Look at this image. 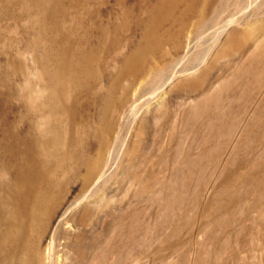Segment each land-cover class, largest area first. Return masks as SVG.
I'll list each match as a JSON object with an SVG mask.
<instances>
[{
  "label": "rangeland",
  "instance_id": "obj_1",
  "mask_svg": "<svg viewBox=\"0 0 264 264\" xmlns=\"http://www.w3.org/2000/svg\"><path fill=\"white\" fill-rule=\"evenodd\" d=\"M58 1L62 13L57 0H0V182L28 176L21 251L0 264H46L50 245L52 264H264V0H185L164 19L147 13L157 0ZM83 24L112 33L78 82L61 71L55 87L94 131L77 121L68 155L47 148L17 178L21 150L3 134L30 132L67 33L96 39ZM237 30L250 34L220 55ZM113 148L108 175L90 188L91 157L101 169Z\"/></svg>",
  "mask_w": 264,
  "mask_h": 264
},
{
  "label": "bare ground",
  "instance_id": "obj_2",
  "mask_svg": "<svg viewBox=\"0 0 264 264\" xmlns=\"http://www.w3.org/2000/svg\"><path fill=\"white\" fill-rule=\"evenodd\" d=\"M184 1L185 0H157L154 4L147 7V13L150 17L157 19L160 13L168 11V14L162 16L164 19L171 15L170 12H172L174 8ZM116 2L122 3V0H116ZM66 3L68 5L71 4L70 0H66ZM63 10V2L57 0L54 11L56 13H62ZM120 12L123 13L124 10H121ZM84 14L87 13L84 11ZM83 27L90 30L92 29L96 33V39L93 40L87 31L79 35L72 32L67 33L65 42L61 46L62 54L61 56L54 58L52 62V69L54 72L51 74L45 85L44 90L47 93V100L42 104H38L35 101L32 106V116L34 121H32L30 124V132L21 135L19 132L20 128L15 127L9 131H5L3 134L2 141L4 140L5 142H9L13 140L15 145L19 146L21 150V158L24 161V164H22L21 167L24 166V169H17V178L20 177V175H22L24 172L35 170L34 166L36 163H39L42 159L47 157V148L57 150V152L61 155H68L69 152L61 147L67 145L68 140L72 141L74 137L79 138L80 125L78 122L81 123L80 128L83 132H85V134H89L94 131L93 127L88 125L86 120L83 119V117H80L79 113H77V103L73 108H71V111L69 112L67 101L58 97L55 87V82L57 79L63 77L61 75V71H64L68 74L70 77L68 78L70 83L78 82L83 76L82 73L90 68L89 64L91 59L94 58L95 52L99 48L105 47V36L108 34V32L112 33L110 28L103 24H83ZM221 30L217 31L216 34H219L216 35L215 38H218L220 34L225 31L223 28H221ZM249 34V32H240L239 30L234 32L232 37L229 36V38L226 40V46L220 50V55H225L224 52L227 49H234L235 47L239 46L244 35ZM201 63L202 61L198 64L200 65ZM198 64L192 68H184L180 72L183 74L186 72H194V69L199 66ZM171 72V75L165 76L166 81L164 83H160V89H156L157 91L154 92H160L164 90L170 83H172L177 75V71L171 70ZM191 78H193L192 80L195 84L199 80L198 76H193ZM174 87L176 88V85H174ZM151 100L152 97L150 101ZM41 108L46 109L45 112H48V115H45L44 112L38 113L37 109L39 110ZM62 108L65 110L66 117H59V115L62 113ZM138 112L139 110H136V105L133 103L129 111V116L135 117L137 116ZM27 120L29 121L28 116L24 115L21 117V122H28ZM65 120L70 123L71 131H68L66 128H64L63 135L60 136L57 131ZM109 132L110 130L107 129L106 133L109 134ZM107 143L108 141H106V144ZM86 147L98 151L93 145H86ZM115 151V148L108 150L107 158L104 159L105 162L101 169L99 163L102 159L101 155L98 154L91 157V167L88 169V176L91 181L93 179V183L90 188L95 187L100 181H102V179L106 177V175H108V171L111 168L110 164L112 157H115ZM93 159H95V161H92ZM27 178L28 176L26 175L21 176L19 184H13L12 187L2 186L0 182V201H4L3 204L0 205V215L3 217L0 219V261L2 262H9L10 257L18 258V255L21 251L23 231L20 228L22 224L18 219V216L23 214V194L25 191V182L27 181ZM82 200L83 199H80L76 202L69 203L62 213L59 223L73 209H75V207L80 205ZM52 247L53 245H50L46 249L44 256V261L46 264L53 263Z\"/></svg>",
  "mask_w": 264,
  "mask_h": 264
},
{
  "label": "crops",
  "instance_id": "obj_3",
  "mask_svg": "<svg viewBox=\"0 0 264 264\" xmlns=\"http://www.w3.org/2000/svg\"><path fill=\"white\" fill-rule=\"evenodd\" d=\"M248 72H249V71H248ZM248 72H247V73H245V74H246V76H243V77H245V78H246V77H249V74H248ZM247 74H248V75H247ZM230 77H231V78H232V77H233V78H236V77H237V75H236V74H235V75H233V74H232Z\"/></svg>",
  "mask_w": 264,
  "mask_h": 264
}]
</instances>
